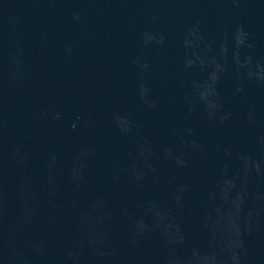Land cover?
I'll list each match as a JSON object with an SVG mask.
<instances>
[{
  "label": "water",
  "instance_id": "water-1",
  "mask_svg": "<svg viewBox=\"0 0 264 264\" xmlns=\"http://www.w3.org/2000/svg\"><path fill=\"white\" fill-rule=\"evenodd\" d=\"M0 264H264V0H0Z\"/></svg>",
  "mask_w": 264,
  "mask_h": 264
}]
</instances>
